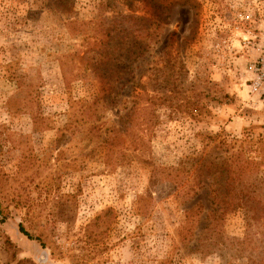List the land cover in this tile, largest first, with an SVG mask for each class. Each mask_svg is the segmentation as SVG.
Returning a JSON list of instances; mask_svg holds the SVG:
<instances>
[{
	"label": "rangeland",
	"instance_id": "1",
	"mask_svg": "<svg viewBox=\"0 0 264 264\" xmlns=\"http://www.w3.org/2000/svg\"><path fill=\"white\" fill-rule=\"evenodd\" d=\"M263 28L264 0H0V264H264ZM230 166L258 208L213 211Z\"/></svg>",
	"mask_w": 264,
	"mask_h": 264
},
{
	"label": "trees",
	"instance_id": "2",
	"mask_svg": "<svg viewBox=\"0 0 264 264\" xmlns=\"http://www.w3.org/2000/svg\"><path fill=\"white\" fill-rule=\"evenodd\" d=\"M125 18L127 20H129V22L131 24L130 28H131V30H133L130 33H133L134 36H132V37L124 36V34H126V30H121L118 33L119 38L122 36L121 34H123V36H124L123 40L125 38H132L131 41L126 42L122 46V49L125 50V53L121 54L120 56L123 59H130V57H131L130 53L131 52H129V48H127V46L128 47H136L137 46V49L141 50L139 52V54H140L142 52V50H144L142 47V37L140 35V34H142L141 30L143 28H146L147 30H149L151 28V23L148 24V22H147L148 18L147 17H140V16L136 17L134 15H127ZM140 37H141V39H139ZM128 44H131V45H128ZM139 54H137L136 57ZM112 72H113L112 70L107 71V73H105V71H104L103 73H99V76L103 79V81H104V79L109 80L112 78ZM105 82H108V83H105V92L110 94L111 89H112L111 83H110V81H105ZM136 96H140V94H136ZM204 168H205L204 172H212V170H213L212 166H205ZM201 174H203V173H201ZM226 174H227V177H226V183L224 184V191H222V187H223L222 185L220 187L216 186V184H217L216 182H211L209 184V187L211 188L210 194H211V196H213L211 202L214 206V209L211 208V212H212V209L214 211L215 208L218 207V205H221V206L223 205L225 212H226L229 209L237 207V205L241 204V203H243L245 205L255 204L254 207L251 206L252 210H254V208H258V204L260 203V201L257 198V195H251V196H249V198L245 199L244 195H243V197H241L240 195L237 194L238 192H236L237 186L235 183H236V180L239 178V176L242 175V173L238 172L237 169H234L230 166L227 168ZM242 192H243V190H242ZM240 201H242V202H240ZM195 206H196V204L190 208H187L186 209L187 214L189 213V215H191V213H193L192 211H194ZM252 210H250V211H252ZM215 212H216V210H215ZM192 216H193V214H192ZM20 230L24 234L28 235V233L25 231V229L22 225H20Z\"/></svg>",
	"mask_w": 264,
	"mask_h": 264
},
{
	"label": "built area",
	"instance_id": "3",
	"mask_svg": "<svg viewBox=\"0 0 264 264\" xmlns=\"http://www.w3.org/2000/svg\"><path fill=\"white\" fill-rule=\"evenodd\" d=\"M253 38H259L258 40V56L251 65L252 79L251 87L253 90L264 93V28L260 30L258 34H255ZM251 42V40H250Z\"/></svg>",
	"mask_w": 264,
	"mask_h": 264
}]
</instances>
